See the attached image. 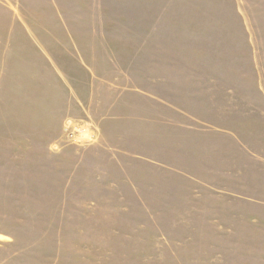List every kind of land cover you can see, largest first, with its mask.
I'll return each mask as SVG.
<instances>
[{
    "label": "rangeland",
    "instance_id": "obj_1",
    "mask_svg": "<svg viewBox=\"0 0 264 264\" xmlns=\"http://www.w3.org/2000/svg\"><path fill=\"white\" fill-rule=\"evenodd\" d=\"M0 264H264V0H0Z\"/></svg>",
    "mask_w": 264,
    "mask_h": 264
},
{
    "label": "crops",
    "instance_id": "obj_2",
    "mask_svg": "<svg viewBox=\"0 0 264 264\" xmlns=\"http://www.w3.org/2000/svg\"><path fill=\"white\" fill-rule=\"evenodd\" d=\"M139 94H142L146 98L145 99L146 100V104H149L150 108H153V110L152 109L150 110L151 113L153 111L154 114L159 116L160 112H161V114L163 116L169 117L170 119L165 120V122L168 123L171 126H176V127L184 126V124L179 122V121H182V120L187 119L188 117H191L190 113L186 112L185 110H183L181 108L176 107L173 103H169L168 101L163 100V99H161V98H159V97H157V96H155L153 94H147V93H139ZM160 110H162V111H160ZM113 117L114 116H107V115L105 116L104 115L103 116V120L110 119V118H113ZM139 117L141 119L142 118H145L146 120L148 119L146 116H139ZM175 120H177V121H175ZM101 121L102 120H100L97 124H98L100 130L102 132H104L105 130H104V127L102 125L103 121L102 122ZM159 121L160 120H158L157 117H155L154 115L152 117L150 115L149 122L158 123ZM231 138L233 139V144H234V146L237 149L242 150V152H244L246 154H249V150H248L249 148L244 149L242 146L239 145V141H238L239 138H238V136L236 134H232ZM244 146H246V145H244ZM154 161L155 160H153V162ZM170 170H171V168H170ZM248 200H249L248 198H244V202H247ZM236 218H237V216H236ZM242 219H244V218L242 217Z\"/></svg>",
    "mask_w": 264,
    "mask_h": 264
}]
</instances>
